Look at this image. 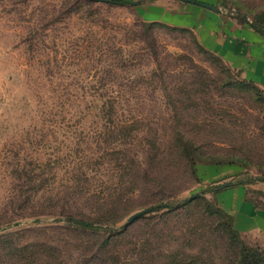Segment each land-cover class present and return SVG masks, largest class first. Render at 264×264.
Wrapping results in <instances>:
<instances>
[{"label": "rangeland", "instance_id": "rangeland-1", "mask_svg": "<svg viewBox=\"0 0 264 264\" xmlns=\"http://www.w3.org/2000/svg\"><path fill=\"white\" fill-rule=\"evenodd\" d=\"M127 1L0 0V264H195L198 257L232 264L223 231L227 214L233 216L225 205L236 198L229 188L239 186L264 207V90L212 87L192 94L198 106L190 105V118L210 123L206 140L216 141L207 148L226 162L197 160L190 176L171 170L175 194L165 203L172 206L125 225L153 202L138 190L110 194L121 158L145 160L146 149L174 147L181 106L165 95L157 75L183 85L197 70L223 74L214 57L193 45L198 36L190 22L205 23L199 7ZM200 1L264 25V0ZM142 21L155 24L162 64L134 34ZM115 43L123 46L117 50ZM99 91L126 97L103 106ZM26 171L35 173L34 181ZM72 174L77 182H70ZM229 181V188L220 186ZM196 193L201 198L190 206L180 204ZM218 207L226 216L209 213ZM63 210L91 218L94 226L77 225ZM240 235L264 250L259 233Z\"/></svg>", "mask_w": 264, "mask_h": 264}, {"label": "trees", "instance_id": "trees-1", "mask_svg": "<svg viewBox=\"0 0 264 264\" xmlns=\"http://www.w3.org/2000/svg\"><path fill=\"white\" fill-rule=\"evenodd\" d=\"M109 3L112 4H129L127 0H111ZM244 19H246V14H239ZM251 24L254 25L258 30L264 32V25H261L259 21L252 20ZM135 25V24H134ZM138 30L134 31V34L141 41L146 42L150 45V48L155 52V58L157 61L162 60V56H160V52L156 50V46L158 45V40L155 35V24L147 23L142 21L141 24H137ZM176 27V26H175ZM180 28V27H178ZM193 45L195 48L208 56H212L218 61L221 65L215 66L218 67L219 71L223 74H213L209 70L204 71H196L197 74L190 75V79H186L183 81V85H168L165 73H162L158 76V81L161 82V87L165 93V95L171 98L172 104L179 103L181 107H177L175 109V118L176 124H174V129L171 133V139L173 141V149L172 152H160L161 150L154 151L149 153L146 149L144 152L145 160H142L140 156H136L132 159H127L126 156L122 157L120 160V172L114 178V185L111 189L110 194H114L117 191L124 192L127 190H138L142 193L143 196L149 197L152 199L153 210H160L164 207L172 206L170 203H165L168 199V196H171L174 193L173 189V178H168L172 172L171 170L178 171L179 174L183 176H190L195 174V165L197 160L207 159L211 162H226L224 160H219L220 154L217 150H209L207 148L208 144H212L215 141L213 138L211 140H206L207 135L209 134L208 128L210 123L193 121L190 118V105L196 106L197 102L195 101L193 93H208L213 88L224 89L226 87H234L238 85H252L253 89L257 93H263L260 91V88L254 82L246 80V79H238L235 78L234 71L226 64L223 58L212 51L211 49H207L204 45H202L196 38L193 40ZM122 43H115V49L119 50L122 47ZM167 59V58H165ZM164 59V60H165ZM175 59V58H174ZM192 60V59H191ZM162 64V61H161ZM164 72V71H163ZM193 91V92H192ZM98 95L102 99L103 106H106L108 103L113 102L114 100H119L120 97H126L120 92H115L113 95L107 91H99ZM176 108V107H175ZM193 121V122H192ZM205 128H203V127ZM223 140V138H222ZM230 158H234V156H229ZM144 158V157H143ZM227 162H235L233 159L227 160ZM161 164H165L166 171L165 174L162 173ZM169 164V165H168ZM31 172V171H30ZM29 171L25 172L27 178H31V180H35V173L32 175ZM37 174V173H36ZM74 178L72 179V177ZM70 182H77L78 175L72 174ZM77 185V183H76ZM74 185V186H76ZM22 186L19 191H27ZM64 190V188H61ZM55 194H59V187L55 188ZM201 196L197 193L191 195V197L186 198L181 203H186L185 205L190 206L191 202L198 200ZM174 207L176 209H180L185 207L184 205H177ZM174 208V209H175ZM222 210L221 208H215V210L210 211L211 215H214V212ZM224 210V209H223ZM64 214L68 215V217L74 220L77 225L81 226H94V221L91 218L84 217L85 215L77 214V212H66ZM225 211V210H224ZM222 216L224 215L223 211ZM228 219L229 221L224 224L223 231L226 235V239L228 241V250H231V257L229 262L232 264H264V250L260 247H252L246 244L241 238L240 231L235 229L234 227V219L233 216L229 213ZM189 241V239H185ZM209 263L214 264L212 259L208 260ZM207 264L204 260L201 262V258L198 257L195 260V264ZM208 263V264H209ZM174 264H190V262L182 261Z\"/></svg>", "mask_w": 264, "mask_h": 264}, {"label": "crops", "instance_id": "crops-1", "mask_svg": "<svg viewBox=\"0 0 264 264\" xmlns=\"http://www.w3.org/2000/svg\"><path fill=\"white\" fill-rule=\"evenodd\" d=\"M190 3L199 7L195 9L205 18V23L190 22L196 25L198 40L219 54L232 69L240 71L244 79L264 90V32L241 15H222L219 9ZM228 193L236 197L225 205L234 216V227L244 234L259 233L264 239V207H257L239 186H231Z\"/></svg>", "mask_w": 264, "mask_h": 264}, {"label": "water", "instance_id": "water-1", "mask_svg": "<svg viewBox=\"0 0 264 264\" xmlns=\"http://www.w3.org/2000/svg\"><path fill=\"white\" fill-rule=\"evenodd\" d=\"M101 1L110 2L111 0H101ZM183 1H185V2L189 1V2H192V3L200 4V5L208 7V8L211 7L213 9H220L219 6L216 5V4L206 3V2L200 1V0H183ZM233 184H234L233 182L229 181V182H226V183H221L220 186L221 187H228V186L233 185ZM150 211H153L152 207H146V208L140 209L139 211L131 214L129 216L128 220L125 222V225H129L130 223L134 222L135 220H137L138 218H140L141 216L145 215L146 213H148Z\"/></svg>", "mask_w": 264, "mask_h": 264}, {"label": "built area", "instance_id": "built-area-1", "mask_svg": "<svg viewBox=\"0 0 264 264\" xmlns=\"http://www.w3.org/2000/svg\"><path fill=\"white\" fill-rule=\"evenodd\" d=\"M232 14H236V13L233 11V12H232ZM247 20L251 22V20H250V19H247Z\"/></svg>", "mask_w": 264, "mask_h": 264}]
</instances>
